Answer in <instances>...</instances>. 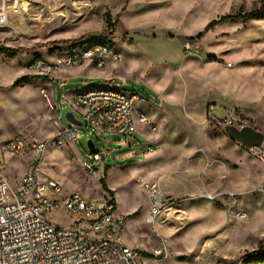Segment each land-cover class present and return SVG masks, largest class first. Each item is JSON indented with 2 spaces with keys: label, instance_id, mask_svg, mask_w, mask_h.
<instances>
[{
  "label": "rangeland",
  "instance_id": "1",
  "mask_svg": "<svg viewBox=\"0 0 264 264\" xmlns=\"http://www.w3.org/2000/svg\"><path fill=\"white\" fill-rule=\"evenodd\" d=\"M16 1L23 13L11 8L10 25L0 28V46L30 51L0 55V160L12 187L15 178L31 171L33 158L2 155L5 141L34 136L53 143L58 114L63 127H74L66 119L71 111L62 94L88 83L107 84L152 100L142 109L157 131L151 137L139 131L127 142L98 130L93 137L92 131L82 129L74 146L50 145L39 172L66 191L113 198L126 217L124 242L143 254L139 264H244L241 257L264 246V156L257 158L232 141L216 121L237 109L249 127L264 134V20L225 22L200 40H186L222 16L258 8L260 0ZM110 19L156 38L109 36ZM79 40L113 42L122 62L110 63L107 70L117 69L116 80L109 83L97 75L62 81L64 76L57 75L52 94L47 83L55 75L36 72L34 61L48 62L54 46ZM21 77L30 80L11 89ZM74 113L81 122V115ZM90 140L107 164L92 176L79 164L82 158L94 167L87 150ZM154 190L177 202L167 203L149 226ZM50 219L60 227L73 222L66 212ZM164 245L168 254L156 256Z\"/></svg>",
  "mask_w": 264,
  "mask_h": 264
},
{
  "label": "built area",
  "instance_id": "2",
  "mask_svg": "<svg viewBox=\"0 0 264 264\" xmlns=\"http://www.w3.org/2000/svg\"><path fill=\"white\" fill-rule=\"evenodd\" d=\"M11 8L17 14L23 13L16 0L13 3L0 0V28L10 25ZM111 22L115 24L113 20ZM19 33L25 35L27 32ZM110 40L93 44L79 40L64 44L51 51V61L37 59L32 69L54 76L91 62L98 70H104L110 63L122 62L121 54L113 49ZM42 94L54 104L44 91ZM61 100L70 113L75 116L76 111L81 115V127H63L58 114L53 143L34 136H18L6 140L1 147L2 155L31 156L33 159L31 171L13 180L15 187L10 185L11 179L0 162V264H139L142 254L123 243L126 217L119 213L113 198L92 199L80 191H66L54 179L42 175L39 166L50 145L56 149L74 146L80 141L82 129L84 133L92 131L93 137V131L98 130L124 137L127 142L140 130L155 133L157 127L142 109V104L149 101L135 91L107 84L89 86L68 96L63 94ZM216 121L225 127L242 129L248 126L244 114L237 109L229 110L225 118H216ZM94 147L96 149L95 144ZM87 150L94 167L82 158L79 164L85 174L92 176L100 173L107 164L97 149L96 154L88 147ZM246 150L257 158L264 156L263 146ZM176 202V198L154 190L153 208L146 224L154 226L164 206ZM62 212L73 221L69 227H60L50 219L51 214ZM165 254H168L165 245L155 251L156 256Z\"/></svg>",
  "mask_w": 264,
  "mask_h": 264
},
{
  "label": "trees",
  "instance_id": "3",
  "mask_svg": "<svg viewBox=\"0 0 264 264\" xmlns=\"http://www.w3.org/2000/svg\"><path fill=\"white\" fill-rule=\"evenodd\" d=\"M261 1V5L250 11V12H246V13H236L233 15H225L222 16L220 18H218L217 20L211 22L210 24H208L206 26V28L204 29V31L202 33H200L198 36H196L195 38H187V41H194V40H200L203 36L204 33L209 32L210 30H212L215 26L225 23V22H249V21H253V20H264V0H260ZM116 27H117V22L115 24H112L111 19L108 22V28L111 30V33L109 36H113L115 31H116ZM64 44H68V42H62ZM57 43H53L50 45H54ZM30 51L25 50V49H13V48H9V47H5V46H0V55H7V56H11V57H17L22 53H26L28 54ZM30 80L29 77H21L19 79H17L11 86V89L17 88L19 87L21 84L23 83H28ZM110 169V166H106L105 168V173H107ZM102 186L104 188V190L108 191V188L105 184V180L102 179L101 180ZM143 255V254H142ZM239 261H241L244 264H264V246L263 245H259L258 249L247 253L246 255H244L243 257H241V259H239Z\"/></svg>",
  "mask_w": 264,
  "mask_h": 264
},
{
  "label": "crops",
  "instance_id": "4",
  "mask_svg": "<svg viewBox=\"0 0 264 264\" xmlns=\"http://www.w3.org/2000/svg\"><path fill=\"white\" fill-rule=\"evenodd\" d=\"M117 22V27H116V31H115V33H114V35L113 36H148V38H150V36H153V38H156V35L155 34H152V35H140L133 27H131L128 23H126L125 25H123V23H121V21H120V19L118 20V21H116ZM34 36H25V37H23V39H25V38H33ZM55 48H53V49H56L57 47L56 46H54ZM51 55H52V53H50ZM122 56V55H121ZM51 57H49V60H48V62L49 61H51ZM112 64V63H111ZM108 67V66H107ZM107 67L104 69V70H102L101 72H96V71H98V69L95 67V66H93V64L91 63V62H85L83 65H81V66H78V67H75V68H72V69H67V70H64V71H62V72H59V73H57L54 77H53V82L52 81H50V82H48L47 84L48 85H50L51 87H52V89H51V93L53 94V88H54V82H55V79H56V77H57V75L59 76V75H62V76H64V78L62 79V81H65V80H68V78L69 77H75V78H78V80L79 79H84V78H90V77H92V76H97V75H102V76H105L106 77V82H111V81H113V80H116L115 79V74L117 73V69H114L113 71H110V70H107ZM70 73V76L68 75V74H61V73ZM101 77V76H100ZM89 86H95V85H93V83H88V84H85V85H82L80 88H78V90H81V89H85V88H87V87H89ZM74 92V91H73ZM70 93H72V92H70ZM69 93V94H70ZM63 95V94H62ZM65 95H67V94H65ZM55 99V98H54ZM149 99V98H148ZM54 101V100H53ZM149 103V104H148ZM147 104H148V106L152 103V100H150V102H148ZM55 104V106H56V103H54ZM56 108H57V106H56ZM148 115V114H147ZM149 116V115H148ZM150 117V116H149ZM151 118V117H150ZM152 119V118H151ZM140 132H142V133H144V135H148V136H152V133H148V132H145L144 130H140ZM0 162H1V164H2V167H3V169H4V172H5V168H4V165H3V163H2V161L0 160ZM26 173V172H25ZM5 174H6V172H5ZM24 174V173H23ZM22 174V175H23ZM7 175V174H6ZM8 176V175H7ZM21 176V175H20ZM19 176V177H20ZM18 177V178H19ZM8 178H9V176H8ZM18 178H15L14 180H17ZM149 215V214H148ZM157 221H158V219H157ZM126 223H127V221H126ZM125 230H126V226H125V228H124V231H123V234H124V232H125ZM123 234H122V240H123ZM123 243L125 244V245H127V246H129L130 248H132V249H135V248H133L134 246H130L128 243H126V242H124V240H123Z\"/></svg>",
  "mask_w": 264,
  "mask_h": 264
},
{
  "label": "water",
  "instance_id": "5",
  "mask_svg": "<svg viewBox=\"0 0 264 264\" xmlns=\"http://www.w3.org/2000/svg\"><path fill=\"white\" fill-rule=\"evenodd\" d=\"M66 119L69 123H71V125L78 127L82 126V122L78 121L74 114L70 112L67 113ZM224 133L232 141L239 143L244 148H258L264 145V134L249 126H246L242 129H238L235 126H226L224 128ZM87 147L91 153H97L92 140L88 142Z\"/></svg>",
  "mask_w": 264,
  "mask_h": 264
},
{
  "label": "bare ground",
  "instance_id": "6",
  "mask_svg": "<svg viewBox=\"0 0 264 264\" xmlns=\"http://www.w3.org/2000/svg\"><path fill=\"white\" fill-rule=\"evenodd\" d=\"M17 4L19 5V1H17Z\"/></svg>",
  "mask_w": 264,
  "mask_h": 264
}]
</instances>
